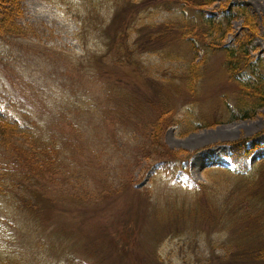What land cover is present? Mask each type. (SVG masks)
Masks as SVG:
<instances>
[{
  "label": "rangeland",
  "instance_id": "rangeland-1",
  "mask_svg": "<svg viewBox=\"0 0 264 264\" xmlns=\"http://www.w3.org/2000/svg\"><path fill=\"white\" fill-rule=\"evenodd\" d=\"M13 1L0 0V130L21 139L0 141V262L264 264V107L231 117L223 50L187 85L180 27L202 38L222 22L234 46L235 8L263 35L264 0ZM250 57L248 84L264 75L261 36ZM232 145L249 149L242 168Z\"/></svg>",
  "mask_w": 264,
  "mask_h": 264
},
{
  "label": "trees",
  "instance_id": "trees-1",
  "mask_svg": "<svg viewBox=\"0 0 264 264\" xmlns=\"http://www.w3.org/2000/svg\"><path fill=\"white\" fill-rule=\"evenodd\" d=\"M10 3H13V0H10ZM215 0H183L182 2L185 4H192V9H195V7L198 4H201L199 7H207L210 6ZM230 1V0H227ZM14 8V12L18 13L19 6L14 5L12 6ZM236 13L238 16H241L243 19L242 24V30L240 31V34L234 35V46L226 45L224 44V41L226 40L227 36L229 34V28L227 26H223L222 22H215L212 19H208L207 26H205V32L203 34V37L200 38L198 35H196L194 32H192V29L189 28L188 24L185 26L180 27H186L187 30V40L191 41V48H193L194 56L192 57V62L190 64H187L186 67L183 69L182 73V80H187V85L192 80L193 75L197 72V78H199V68L202 66V64L205 62L207 56L210 54L215 53L216 51L223 50L224 53V65L226 67L228 76H231L230 78L237 81L240 88V91H236V95L233 98V104L234 109H236V114L234 113L231 117H239V118H246L248 115H252L254 112L259 110V108L264 107V75L255 74L256 80L252 83L248 84V82H244L241 77L243 76L242 69L247 68L251 64V57H250V46L253 43V41L258 37L261 36L264 39V26H263V35H260L259 27L256 26L255 22V16L251 14L244 6H238L235 8ZM229 22V21H228ZM263 25H264V18H263ZM19 29L15 30L17 32ZM234 33V30L232 31ZM208 35L210 36V39L208 40ZM1 37V35H0ZM199 42V46L195 43ZM201 53L197 52L200 51ZM199 56V57H198ZM195 57H198L195 58ZM197 82V81H196ZM237 88V89H238ZM3 123L5 125H12L14 126L12 128V131L15 130V125L12 122V119L4 114L2 116ZM18 128V127H17ZM1 129V127H0ZM17 132H20V128H18ZM152 130L156 131V126L152 125ZM25 131V130H21ZM21 133V132H20ZM26 133V132H25ZM3 131L0 130V141H4L5 139H9L11 142L10 148L12 150H16V147L14 144H17L21 139V134L14 135L13 132H10V135H7L5 138L2 136ZM154 136V134H152ZM3 137V138H2ZM244 146V145H243ZM240 147L239 149L237 146L232 145L231 147L233 149V161L235 163H238L237 165H246V159L248 156V150H244V147ZM8 148V150L10 149ZM6 150V151H8ZM5 151V152H6ZM13 152V151H12ZM22 151L20 150V153ZM14 153V152H13ZM17 156V155H16ZM189 158L181 159L182 161H186ZM176 160V158H172L170 160H160L161 163H169L170 161ZM243 162V163H242ZM0 264H2L0 262Z\"/></svg>",
  "mask_w": 264,
  "mask_h": 264
}]
</instances>
